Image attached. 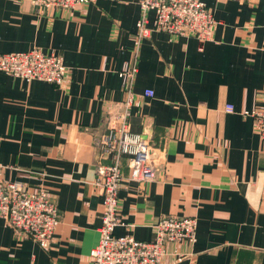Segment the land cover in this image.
<instances>
[{"label":"crops","instance_id":"crops-1","mask_svg":"<svg viewBox=\"0 0 264 264\" xmlns=\"http://www.w3.org/2000/svg\"><path fill=\"white\" fill-rule=\"evenodd\" d=\"M204 1L217 23L201 42L161 31L139 39V0L69 9L0 0V53L38 47L69 67L63 85L0 71V179L44 189L60 211L48 247L0 216V264H93L104 212L93 180L112 161L97 139L105 118L127 109L121 72L135 60L128 121L158 171L130 179L122 158L115 234L150 240L160 217H196V241L168 243L163 264H264V141L242 114L264 107V0Z\"/></svg>","mask_w":264,"mask_h":264},{"label":"built area","instance_id":"built-area-1","mask_svg":"<svg viewBox=\"0 0 264 264\" xmlns=\"http://www.w3.org/2000/svg\"><path fill=\"white\" fill-rule=\"evenodd\" d=\"M39 9L73 8L94 0H29ZM141 17L137 22L139 39L153 31L175 36L195 37L201 42L209 40L216 26L213 11L204 0H139ZM154 12L153 23L149 13ZM135 60L127 63L121 72L126 90L127 109L119 119L105 118L107 126L98 136L101 149L111 154L112 161L100 164L93 184L103 195L104 212L99 229L98 244L91 251L93 264H163L170 242H190L197 239L198 219L191 216L165 215L155 224V235L150 240H140L132 234L116 235L122 225L119 191L123 185L122 158H130V179L150 181L157 177L158 159L147 137L134 133L128 121V108L133 102V84L138 72ZM0 71L26 81L44 80L63 85L69 67L62 56L44 53L34 47L28 51L0 53ZM144 95L153 97L155 92L146 89ZM232 112L234 105H226ZM251 116L260 138L264 141V107L242 110ZM0 169L2 165L0 164ZM0 216L22 236L29 237L43 247H48L60 223V211L48 193L41 189L28 191L21 182L0 179Z\"/></svg>","mask_w":264,"mask_h":264}]
</instances>
